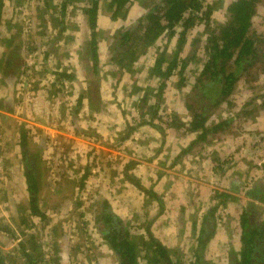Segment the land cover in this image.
Wrapping results in <instances>:
<instances>
[{"label":"rangeland","instance_id":"obj_1","mask_svg":"<svg viewBox=\"0 0 264 264\" xmlns=\"http://www.w3.org/2000/svg\"><path fill=\"white\" fill-rule=\"evenodd\" d=\"M81 1L69 0L59 26L62 0H5L0 28V94L6 96L0 98L3 264H117L99 232L103 202L122 218L141 255L150 257L140 264L152 263L148 232L177 264H191L194 256L197 264H229L240 254V216L253 202L247 188L262 173L264 135L255 128L264 121V72L243 78L230 98L206 113L212 124L236 120L182 154L201 131L182 122L194 113L185 107V95L206 62L205 25L188 32L180 53V59L188 58L185 86H178L175 75L159 92L151 68L162 53L166 61L173 58L179 33L170 42L161 37L130 68L120 70L119 59L111 61L115 33L136 24L153 0H132L127 14L125 8L114 13L111 0L101 1L96 71L83 15L88 0ZM231 1L205 0L215 3V23L223 22ZM253 25L251 34L261 38L264 53V4ZM58 68L72 70L75 78L53 74ZM131 126L136 129L130 131ZM22 134L29 164L40 178L44 219L29 210ZM151 187L156 197L145 193ZM253 209L263 218L264 203ZM210 217L215 229L203 245L200 228ZM28 241L34 243L30 259L21 246Z\"/></svg>","mask_w":264,"mask_h":264},{"label":"trees","instance_id":"obj_2","mask_svg":"<svg viewBox=\"0 0 264 264\" xmlns=\"http://www.w3.org/2000/svg\"><path fill=\"white\" fill-rule=\"evenodd\" d=\"M101 1L88 0L83 8V15L91 38L88 47L92 57L91 70L93 71L97 70L99 63L97 20ZM131 1L111 0L109 8L114 9V13H118L125 8L127 14ZM82 2L84 1L82 0ZM153 2L144 9L145 12L136 21V24L123 27L115 33L113 37L114 52L111 61L114 62L119 59L120 70L125 69L124 67L130 68L135 60L144 55L148 47L154 46L161 37H167L170 42L179 33L177 50L173 58L166 61L163 53L159 55L151 68V75L153 74L159 79V92L167 87L166 83L175 75L179 78L177 80L178 86H185L187 79L184 77V73L188 65V58L180 59V53L187 43L186 36H188V32H191L198 24L205 25V30L207 29V39L204 47L206 62L203 64L199 76L194 80L191 90L185 95V107L194 113L189 120L182 122L189 124L192 131L199 129L201 131L189 146L182 150V154H185L200 141L207 139L210 133L219 132L237 118L235 116L220 123L212 124L214 121L210 122V117H206V113L213 111L219 104L230 98L236 92V87L243 78L247 80L253 72H264V53L261 51L262 40L255 33L251 34L254 18L260 5L264 4V0H234L228 2L225 8V19L223 22L216 23L211 19L212 6L215 3L208 5L204 3L205 0H153ZM68 5L69 0H62L60 7L63 20L60 19L59 26L63 25L65 21ZM4 6L5 0H0V28L3 23ZM212 21L215 23L214 26H212ZM178 28L181 30L178 31ZM165 62L167 66L164 65ZM8 65L10 66L11 62ZM53 74L58 77L61 76V78H64L63 80H73L75 78L74 74L68 73L66 69L64 71H54ZM156 107L158 108L160 105L156 103ZM151 109H154V107H151ZM140 111V115L143 116L142 109ZM153 113L150 115L152 119L157 112L153 111ZM157 120L161 121L162 118L157 117ZM135 129L134 126L130 127V131ZM129 136L130 134L127 137ZM26 138L27 136L22 134L19 144L22 149L24 165H26L25 180L29 210L32 217L44 219L45 213L42 212L39 200L40 178L36 167L29 164V162H33L31 154H28L29 151L26 148ZM217 164L221 166L219 162ZM135 185L143 187L138 183H135ZM145 193L150 196H157L152 187L145 190ZM217 195L226 197L227 193L219 194L217 192ZM160 206L163 210V202ZM216 211L217 207H214L210 211L211 215H214ZM98 219L99 232L117 258V264H140L141 259L150 262V257L142 256L139 246L130 240L131 235L124 221L110 210L107 202H103L102 208L99 209ZM214 229V220L210 217V220L204 222L200 228V237L205 236L206 239L203 245H207ZM148 236L149 247L153 248L151 264H162V262L163 264H177L172 259L167 247L157 242L149 232ZM240 244V254L233 258L229 264H264V221H259L247 208L240 216ZM21 246L24 255L30 259L34 254L32 251L34 243L32 241H28L26 244L22 242ZM4 258L0 254V264H3ZM196 259L197 257L194 256L191 264H197L198 260ZM207 262L209 263L208 260Z\"/></svg>","mask_w":264,"mask_h":264},{"label":"crops","instance_id":"obj_3","mask_svg":"<svg viewBox=\"0 0 264 264\" xmlns=\"http://www.w3.org/2000/svg\"><path fill=\"white\" fill-rule=\"evenodd\" d=\"M8 64H10V62H8ZM6 65V67H9V65ZM30 67V66H28ZM61 69L58 68L57 71H60ZM56 71V70H55ZM62 71V70H61ZM68 73L70 74H74L75 76V73L72 72V70H69ZM11 75V74H10ZM10 75H8L6 78L9 80L10 79ZM6 79V80H7ZM30 86L29 82H28V87ZM2 97H6L4 96L3 94L1 95L0 94V98L2 99ZM0 99V100H1ZM5 101L6 102H9L10 99L9 98H5ZM7 111H10V110H7ZM1 112V110H0ZM8 113L10 112H6L7 116H8ZM259 124H263L262 127H260ZM257 125V128H255L256 131L260 132L261 135H264V121H262L261 123H259ZM253 130V129H252ZM261 175L257 172V176L258 178H256L255 181L252 180V183L250 186H248L247 188V197H250V199L253 200V202H249V207H248V211L252 212L254 211L253 208H257L261 205V203H264V162H263V167H262V171H261ZM261 177V178H260ZM251 204V205H250ZM259 212V211H258ZM259 221H264V216L262 218V214L259 212L258 215H255Z\"/></svg>","mask_w":264,"mask_h":264}]
</instances>
